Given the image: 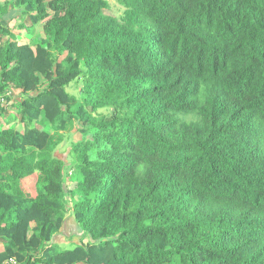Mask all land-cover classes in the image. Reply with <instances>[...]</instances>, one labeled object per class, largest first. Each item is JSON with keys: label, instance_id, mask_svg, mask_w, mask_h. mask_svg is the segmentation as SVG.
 I'll use <instances>...</instances> for the list:
<instances>
[{"label": "trees", "instance_id": "16d2710c", "mask_svg": "<svg viewBox=\"0 0 264 264\" xmlns=\"http://www.w3.org/2000/svg\"><path fill=\"white\" fill-rule=\"evenodd\" d=\"M116 1L0 4V264H264V0Z\"/></svg>", "mask_w": 264, "mask_h": 264}, {"label": "crops", "instance_id": "0c3cea01", "mask_svg": "<svg viewBox=\"0 0 264 264\" xmlns=\"http://www.w3.org/2000/svg\"><path fill=\"white\" fill-rule=\"evenodd\" d=\"M4 1L5 0H0V4H2ZM20 20H21V17L19 15L13 16V15H10L8 13V14H4L2 17H0V24L9 27L10 32L15 34L17 39L20 40V42L30 41L31 39H30L28 30H26L25 28L17 27ZM38 26H40V28ZM40 29H41V25L39 24L35 28H33L34 33L40 31ZM23 36H25V38ZM22 96L23 95H20V93L18 91H16L15 89H10L7 93V97L4 96V99H5L4 105L0 107V109H1L0 110L1 111V113H0L1 126L17 128L19 130L22 129L23 124L20 121V115H19ZM7 118H9V119H7ZM76 130H77V132H75V130L74 131L72 130L73 134H74V135L72 134L73 140H77L79 137L78 138H76V137L78 135H80L79 129H76ZM58 150H60V149L57 148L55 150V154L57 156L59 153V152H57ZM58 158L64 160L66 165H67L68 157L65 159V158H61L60 156H58ZM33 177H35V175L25 177L19 181V186L24 193H29L31 195L35 194V190L37 189V186L35 185V183L32 179ZM66 216L68 218L67 221L69 220V224L66 227L65 226L62 227L61 231L54 235V237L52 238V244H56L58 246H59L58 243H62L65 246H68V245L71 246L72 245V242L74 240H71L69 237H71L72 225L74 227V223H73L72 217L70 216L69 212L67 213ZM63 233L66 234V237L64 236ZM3 249H4V244L2 242H0V251H2Z\"/></svg>", "mask_w": 264, "mask_h": 264}, {"label": "rangeland", "instance_id": "374dc122", "mask_svg": "<svg viewBox=\"0 0 264 264\" xmlns=\"http://www.w3.org/2000/svg\"><path fill=\"white\" fill-rule=\"evenodd\" d=\"M108 2V7L104 9V12L110 16H114V17H117L119 18L122 13H123V10L124 8L116 1V0H107ZM41 24V23H40ZM40 28V26H38ZM41 30V29H40ZM40 33V31L36 32L35 35H38ZM30 35V34H29ZM34 35V36H35ZM33 36V37H34ZM25 38V36H23ZM23 38V39H24ZM81 82L80 81H73L68 87H67V90L71 93V94H74L76 96L79 95L80 93V88H81ZM99 112H101L102 114H107L108 113V110L107 109H101ZM9 119V118H7ZM11 121V120H10ZM76 129H79V126L76 122H74L73 124H69L67 129L66 130H63L61 131V138H60V141H59V144L57 146V148H59L60 150H58L57 152L58 153V156H60L61 158H67L68 157V162L67 164L72 160V156H73V153L71 155V152L70 151V148H72V146L81 141L84 137L83 134L80 133V135H78L76 138H78L77 140H73L72 139V134H73V131L75 130V132H77ZM73 130V131H72ZM74 135V134H73ZM56 148V149H57ZM70 173V172H69ZM69 178L66 177V181H68ZM68 183H71V182H68ZM64 234V233H63ZM64 236L66 237V234H64ZM79 237H81V232H79L78 234L77 233H73L72 236H71V240H74V241H78ZM59 239V238H58ZM59 246L57 245V249H67L68 247H70L69 245L68 246H65L64 244L62 243H58Z\"/></svg>", "mask_w": 264, "mask_h": 264}, {"label": "built area", "instance_id": "2783aa9c", "mask_svg": "<svg viewBox=\"0 0 264 264\" xmlns=\"http://www.w3.org/2000/svg\"><path fill=\"white\" fill-rule=\"evenodd\" d=\"M5 99L3 96L0 95V107L4 105ZM1 264H17L16 260L14 258H8L4 260Z\"/></svg>", "mask_w": 264, "mask_h": 264}]
</instances>
